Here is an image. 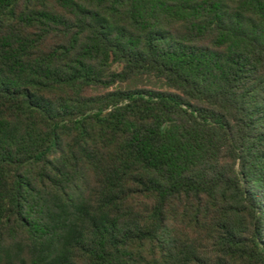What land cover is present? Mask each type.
<instances>
[{
	"label": "trees",
	"instance_id": "16d2710c",
	"mask_svg": "<svg viewBox=\"0 0 264 264\" xmlns=\"http://www.w3.org/2000/svg\"><path fill=\"white\" fill-rule=\"evenodd\" d=\"M0 264H264V0H0Z\"/></svg>",
	"mask_w": 264,
	"mask_h": 264
}]
</instances>
